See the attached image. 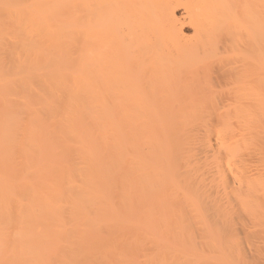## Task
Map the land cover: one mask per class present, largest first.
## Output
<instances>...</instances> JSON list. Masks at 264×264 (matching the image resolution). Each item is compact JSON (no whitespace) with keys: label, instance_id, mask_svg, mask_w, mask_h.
<instances>
[{"label":"bare ground","instance_id":"bare-ground-1","mask_svg":"<svg viewBox=\"0 0 264 264\" xmlns=\"http://www.w3.org/2000/svg\"><path fill=\"white\" fill-rule=\"evenodd\" d=\"M0 264H264V0H0Z\"/></svg>","mask_w":264,"mask_h":264},{"label":"rangeland","instance_id":"rangeland-1","mask_svg":"<svg viewBox=\"0 0 264 264\" xmlns=\"http://www.w3.org/2000/svg\"><path fill=\"white\" fill-rule=\"evenodd\" d=\"M94 6H95V4H93ZM99 6L101 5V4H98ZM102 6V5H101ZM110 6V5H109ZM136 6L138 7V8H141V7H139L137 4H136ZM92 7V6H91ZM103 7V6H102ZM101 7V8H102ZM107 7H108V5H107ZM98 8V7H97ZM135 8V7H134ZM93 9H94V7H93ZM93 9H90V10H93ZM99 9V8H98ZM108 9V8H107ZM136 9V8H135ZM104 10H106V6H105V9ZM109 10V9H108ZM137 10V9H136ZM139 11H142V9H138ZM137 10V11H138ZM137 11H134V13H138ZM91 12V11H90ZM93 12V11H92ZM96 12H98V11H96ZM141 13V12H140ZM95 14V13H94ZM139 14V13H138ZM135 16H136V14H135ZM137 17H138V15H137ZM139 17H141V16H139ZM139 19V18H138ZM184 32L186 33V34H189L190 35V30L189 29H187V28H185L184 29ZM229 32V31H228ZM228 32H223L222 31V33H220V35H219V37L221 38H219L220 40H223V41H225V40H227V39H229L230 37H229V34L231 33H228ZM136 35H139V33H136ZM222 35V36H221ZM222 41V42H223Z\"/></svg>","mask_w":264,"mask_h":264}]
</instances>
